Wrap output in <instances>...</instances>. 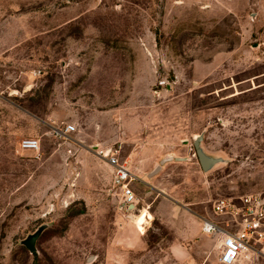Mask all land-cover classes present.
<instances>
[{
	"label": "rangeland",
	"instance_id": "rangeland-1",
	"mask_svg": "<svg viewBox=\"0 0 264 264\" xmlns=\"http://www.w3.org/2000/svg\"><path fill=\"white\" fill-rule=\"evenodd\" d=\"M101 152L214 221L264 191V0H0V264H160Z\"/></svg>",
	"mask_w": 264,
	"mask_h": 264
},
{
	"label": "built area",
	"instance_id": "built-area-1",
	"mask_svg": "<svg viewBox=\"0 0 264 264\" xmlns=\"http://www.w3.org/2000/svg\"><path fill=\"white\" fill-rule=\"evenodd\" d=\"M52 130L56 137L68 138L67 134L75 129L66 126ZM20 148L36 155L41 152L40 141L36 139L23 140ZM99 157L113 168V187L121 193L127 218L132 217L138 202L133 188L136 177L109 153L101 152ZM211 210L218 220L200 217L201 229L218 242V264H252L264 257V191L218 198L212 201Z\"/></svg>",
	"mask_w": 264,
	"mask_h": 264
},
{
	"label": "crops",
	"instance_id": "crops-1",
	"mask_svg": "<svg viewBox=\"0 0 264 264\" xmlns=\"http://www.w3.org/2000/svg\"><path fill=\"white\" fill-rule=\"evenodd\" d=\"M70 134L68 133L67 136L69 137ZM100 167L106 171L110 184L113 185V168L108 163ZM162 169L161 167L158 173ZM131 173L136 177L133 188L140 204L135 205V211L132 217L128 218V222L135 225L133 218L145 211L148 212L146 224L151 219H160L158 229L161 234L152 235V241L147 245L148 253L158 249L160 254H156L160 264H205L204 260L207 255L217 254L218 256L217 240L206 236L201 229L200 217H210V209L202 213L182 203L163 187L162 178L154 179L151 178L154 177L151 174L145 177ZM122 212L120 211V214ZM160 245L162 247L159 249ZM262 258H257L252 264H261V260H264Z\"/></svg>",
	"mask_w": 264,
	"mask_h": 264
},
{
	"label": "water",
	"instance_id": "water-1",
	"mask_svg": "<svg viewBox=\"0 0 264 264\" xmlns=\"http://www.w3.org/2000/svg\"><path fill=\"white\" fill-rule=\"evenodd\" d=\"M204 139V135L201 134L194 138L193 146L195 150V156L198 159L200 167L204 173H208L212 171L216 166L225 163V160L222 158L214 157L206 153L202 146V142ZM172 159L167 158L166 160L162 161L161 164H165L166 162L171 161ZM161 170V166H158L155 171L151 174L154 176ZM46 229V226L39 228L34 234L28 236V238L22 241V245L25 246L28 251L32 254L37 253V242L40 239L42 233Z\"/></svg>",
	"mask_w": 264,
	"mask_h": 264
},
{
	"label": "bare ground",
	"instance_id": "bare-ground-1",
	"mask_svg": "<svg viewBox=\"0 0 264 264\" xmlns=\"http://www.w3.org/2000/svg\"><path fill=\"white\" fill-rule=\"evenodd\" d=\"M108 152V151H107ZM147 218H148V212H144V213H142V215L140 216V217H138L137 219H135V223H136V225L137 226H139V227H144V225L146 224L145 222H146V220H147ZM134 219V218H133ZM149 220V219H148ZM149 227V226H148ZM144 228H142V230H143Z\"/></svg>",
	"mask_w": 264,
	"mask_h": 264
},
{
	"label": "flooded vegetation",
	"instance_id": "flooded-vegetation-1",
	"mask_svg": "<svg viewBox=\"0 0 264 264\" xmlns=\"http://www.w3.org/2000/svg\"><path fill=\"white\" fill-rule=\"evenodd\" d=\"M139 204H140V203H139V202H137L136 206H139ZM134 210H135V206H134Z\"/></svg>",
	"mask_w": 264,
	"mask_h": 264
}]
</instances>
